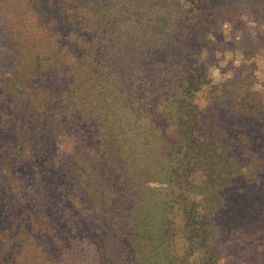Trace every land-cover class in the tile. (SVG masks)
<instances>
[{
  "label": "trees",
  "instance_id": "16d2710c",
  "mask_svg": "<svg viewBox=\"0 0 264 264\" xmlns=\"http://www.w3.org/2000/svg\"><path fill=\"white\" fill-rule=\"evenodd\" d=\"M232 10L0 0V264L221 263L222 190L264 162L228 143L258 116L254 57L213 80L200 55Z\"/></svg>",
  "mask_w": 264,
  "mask_h": 264
},
{
  "label": "rangeland",
  "instance_id": "374dc122",
  "mask_svg": "<svg viewBox=\"0 0 264 264\" xmlns=\"http://www.w3.org/2000/svg\"><path fill=\"white\" fill-rule=\"evenodd\" d=\"M223 1L226 11L233 10L214 21L210 39L200 52L208 74L213 80L232 79L246 50L256 61L259 79H264V0H257L256 5ZM168 59L176 63L177 55ZM256 99L260 105L256 118L228 120L235 133L228 143L239 158L257 153L264 159V85H258ZM222 196V206L213 214L219 228L215 242L222 250L220 264H264V162L255 180L235 178L223 188Z\"/></svg>",
  "mask_w": 264,
  "mask_h": 264
}]
</instances>
